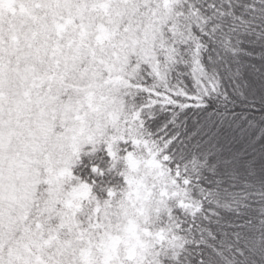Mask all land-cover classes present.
<instances>
[{
    "label": "snow or ice",
    "instance_id": "obj_1",
    "mask_svg": "<svg viewBox=\"0 0 264 264\" xmlns=\"http://www.w3.org/2000/svg\"><path fill=\"white\" fill-rule=\"evenodd\" d=\"M0 264H264V0H0Z\"/></svg>",
    "mask_w": 264,
    "mask_h": 264
}]
</instances>
